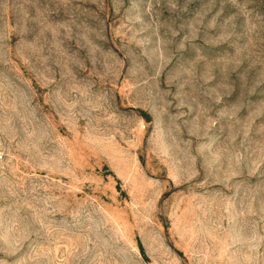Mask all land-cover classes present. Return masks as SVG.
Masks as SVG:
<instances>
[{"label":"rangeland","instance_id":"1","mask_svg":"<svg viewBox=\"0 0 264 264\" xmlns=\"http://www.w3.org/2000/svg\"><path fill=\"white\" fill-rule=\"evenodd\" d=\"M0 264H264V0H0Z\"/></svg>","mask_w":264,"mask_h":264}]
</instances>
